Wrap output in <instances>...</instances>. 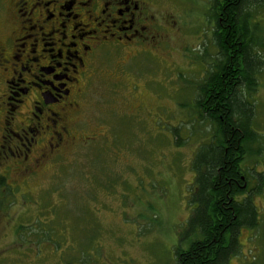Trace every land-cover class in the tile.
<instances>
[{
    "label": "rangeland",
    "instance_id": "rangeland-1",
    "mask_svg": "<svg viewBox=\"0 0 264 264\" xmlns=\"http://www.w3.org/2000/svg\"><path fill=\"white\" fill-rule=\"evenodd\" d=\"M262 2L248 24L264 44ZM152 5L154 39L137 66L149 86L131 90L128 79L115 89L114 61L97 64L74 115L75 144L25 184L11 176L0 186V264H176L178 246L193 241L180 238L194 209L192 160L209 139L193 100L216 63L211 3ZM260 56L254 130L264 138V48ZM257 162L247 167L264 173V151ZM253 201L259 228L239 231L227 264H264V189Z\"/></svg>",
    "mask_w": 264,
    "mask_h": 264
},
{
    "label": "flooded vegetation",
    "instance_id": "flooded-vegetation-1",
    "mask_svg": "<svg viewBox=\"0 0 264 264\" xmlns=\"http://www.w3.org/2000/svg\"><path fill=\"white\" fill-rule=\"evenodd\" d=\"M153 0H9L0 36V181L22 184L75 144L74 115L97 64L115 89L151 49ZM9 10V11H8ZM212 25L214 26L213 22ZM129 87V85H126Z\"/></svg>",
    "mask_w": 264,
    "mask_h": 264
},
{
    "label": "trees",
    "instance_id": "trees-1",
    "mask_svg": "<svg viewBox=\"0 0 264 264\" xmlns=\"http://www.w3.org/2000/svg\"><path fill=\"white\" fill-rule=\"evenodd\" d=\"M210 3L208 17L214 24L216 63L193 100L197 122L208 124L209 139L192 160L194 189L190 203L194 209L180 241H193L186 250L178 246L176 264H227L239 255V231L259 228L253 197L264 189V173H254L247 167V160L254 161V168L264 151V138L254 130L253 100L263 67L260 51L264 44L254 37L255 26L251 29L248 22L257 16L263 2ZM251 182L254 186L249 187Z\"/></svg>",
    "mask_w": 264,
    "mask_h": 264
}]
</instances>
